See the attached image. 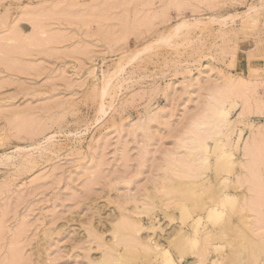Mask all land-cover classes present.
<instances>
[{"label": "rangeland", "instance_id": "rangeland-1", "mask_svg": "<svg viewBox=\"0 0 264 264\" xmlns=\"http://www.w3.org/2000/svg\"><path fill=\"white\" fill-rule=\"evenodd\" d=\"M16 263L264 264V0H0Z\"/></svg>", "mask_w": 264, "mask_h": 264}, {"label": "bare ground", "instance_id": "bare-ground-1", "mask_svg": "<svg viewBox=\"0 0 264 264\" xmlns=\"http://www.w3.org/2000/svg\"><path fill=\"white\" fill-rule=\"evenodd\" d=\"M180 26H181V24H179V25L177 26V28H179ZM227 81H228V80H227ZM229 81H230V80H229ZM232 82H233V81H232ZM232 82H228L229 85L232 84ZM228 83L225 82V86H226V87H227L226 84H228ZM233 83H234L233 85H235V82H233ZM223 85H224V84H223ZM229 85H228V88H226V87L224 86V88L226 89V91H227V89L230 90L229 87H231V89L234 90V91L236 90V89H233V88H232V87H233L232 85H231V86H229ZM234 87L237 88V86H234ZM220 88H221V87H220ZM220 88H219V89H220ZM222 88H223V87H222ZM224 88L221 90V92H222L223 94L226 93V92H223V90H225ZM237 89H239V88H237ZM214 91H215V90H214ZM227 92H228V91H227ZM230 92H231V91H229L228 93H230ZM212 93H213V92H212ZM222 93H221V95H222ZM217 94H219V93H217ZM210 95H211V94H210ZM227 95H228V94H227ZM212 96H213V95H211V98H212ZM225 96H226V95H225ZM215 97H216V95H215ZM213 98H214V97H213ZM213 98H212V99H213ZM215 99L217 100V97H216ZM215 99H214V101H216ZM218 99H219V101H220V97H219ZM224 99H225V98H224ZM226 99H227V97H226ZM222 100H223V98H222ZM214 101L211 100V103H214ZM217 101H218V100H217ZM219 101H218V103H219ZM216 103H217V102H216ZM243 103H244V102H243ZM209 104H210V103H209ZM225 104H226V103H225ZM215 105H216V104H215ZM245 105H247V104H245ZM211 106H213L214 109H215V107H216V106L214 107L213 104H212ZM208 107H209V106H207V108H206L207 112H208V109H209ZM211 108H212V107H211ZM211 108H210V110H211V111H214L213 108H212V109H211ZM216 109H217V108H216ZM244 109H245V108H244ZM206 110H205L203 113H204L205 116H207V118H208V116L210 115L211 112H210V113L208 112V113H209V114H208V113L206 112ZM210 110H209V111H210ZM245 110H246V109H245ZM205 112H206L208 115H207ZM242 113H243V112H242ZM204 114H202V115H203V118H201V119L199 118V119H197V121L195 120V121H196L195 125H194V123H193V126H195L196 129L199 128L197 132H199L200 129H201V130H202V134H203L204 129L207 128V124L209 125V123H211V121H209V120H210L209 118H208L209 120H206V117L204 116ZM202 115H201V116H202ZM212 115H213V113H212L210 116H212ZM210 116H209V117H210ZM214 116H216V115H214ZM214 116H213V117H214ZM196 118H197V116H196ZM211 118H212V117H211ZM213 119H214V118H213ZM213 119H212V120H213ZM199 120H200V121H199ZM205 120H206V121H205ZM208 121H209V122H208ZM204 122H205V123H204ZM206 122H207V124H206ZM203 124H205V127H202V126H204ZM216 124H217V123H215V125L213 124L212 127L215 126V128H217ZM217 125H218V124H217ZM220 125H221V124H220ZM196 126H197L198 128H197ZM218 126H219V125H218ZM209 127H210V125H209ZM209 127H208V128H209ZM203 128H204V129H203ZM213 128H214V127H213ZM209 129H211V127H210ZM209 129H208V130H209ZM208 130H206V131H208ZM258 130H259V128H258ZM190 131H191V130H190ZM187 133H188V132H187ZM258 133H259V132H258ZM262 133H263V132H261L260 134H262ZM198 134H199V133H197V135H198ZM197 135H196V137H197ZM200 135H201V133L198 135L197 138H200V139H201V137L203 138V136H200ZM204 135H205V132H204ZM252 136H253V135H252ZM255 136H256V135H255ZM204 137H205V136H204ZM247 138H248V137H247ZM203 139H204V138H203ZM203 139H202V140H203ZM251 139H252V140H251ZM251 139H250V140H251L250 142H253V139H254V138L251 137ZM183 141H184V140H183ZM248 141H249V140H248ZM194 142L196 143V142H198V140H196V139L194 140L193 138H192V139L190 138V140H188V143H190V144H194ZM200 142H202V141H200ZM200 142H198V143H200ZM246 142H247V141H246ZM190 144H188V147H190ZM197 145H199V144H197ZM245 145H246L245 147H248V145H249V147H250V143H249V144L246 143ZM245 147H243V148H245ZM249 147H248V148H249ZM196 148H197V146H196ZM248 148H245V149H248ZM188 153H190V152H188ZM246 153H247V152H246ZM244 154H245V153H244ZM174 158H175V157H174ZM183 163H184V162H183ZM188 163H190V162H188ZM185 170H186V169H185ZM107 263H108V261H107ZM16 264H17V263H16ZM105 264H106V263H105Z\"/></svg>", "mask_w": 264, "mask_h": 264}]
</instances>
